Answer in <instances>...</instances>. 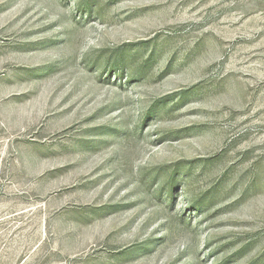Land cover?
I'll return each mask as SVG.
<instances>
[{
  "label": "rangeland",
  "instance_id": "1",
  "mask_svg": "<svg viewBox=\"0 0 264 264\" xmlns=\"http://www.w3.org/2000/svg\"><path fill=\"white\" fill-rule=\"evenodd\" d=\"M0 264H264V0H0Z\"/></svg>",
  "mask_w": 264,
  "mask_h": 264
}]
</instances>
